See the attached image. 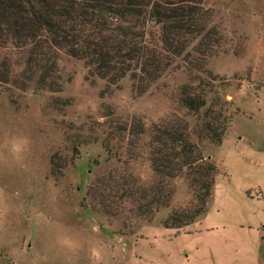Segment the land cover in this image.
<instances>
[{
  "label": "rangeland",
  "instance_id": "1",
  "mask_svg": "<svg viewBox=\"0 0 264 264\" xmlns=\"http://www.w3.org/2000/svg\"><path fill=\"white\" fill-rule=\"evenodd\" d=\"M203 6L221 35L206 67L224 78L220 96L231 117L220 144L201 146L218 175L199 220L165 228L161 220L169 208L163 207L143 231L177 252L172 264H264V0H203ZM4 60L10 78H20L24 53L0 46ZM180 64L175 59L138 96L129 76L109 84L65 53L58 60L59 92L0 82V264H120L124 251L118 249L145 220L95 210L86 190L110 170H126L143 183L154 172L144 155L125 160L126 138L111 142L120 160L107 154L101 145L108 126L103 109L111 106L124 120L136 116L149 127L175 111L171 94L188 81ZM212 98L208 94L206 107ZM91 121H98V140L80 145L73 158L72 141L89 133ZM52 160L58 166L52 168ZM171 183L172 207L191 199L183 178ZM148 241L138 245L143 253Z\"/></svg>",
  "mask_w": 264,
  "mask_h": 264
},
{
  "label": "trees",
  "instance_id": "2",
  "mask_svg": "<svg viewBox=\"0 0 264 264\" xmlns=\"http://www.w3.org/2000/svg\"><path fill=\"white\" fill-rule=\"evenodd\" d=\"M220 42L203 0H0V46L9 44L24 53L18 79H11L8 62L0 61V82L19 89L32 84L59 92L58 60L65 53L109 84L129 76L138 96L180 59L188 81L171 94L176 105L171 114L146 128L139 117L124 120L111 106L103 109L108 124L103 149L120 160L111 142L126 138L125 160L144 155L154 179L143 183L126 170H110L86 190L92 207L114 218L148 221L160 208H169L162 221L169 229H183L205 212L218 175L201 146L203 141L220 144L231 123L220 96L224 78L206 67ZM94 124L98 121L90 122L87 135L72 141L73 158H78L80 145L97 142L100 129ZM51 164L58 166L53 160ZM177 177L186 181L191 199L172 207L171 180Z\"/></svg>",
  "mask_w": 264,
  "mask_h": 264
},
{
  "label": "crops",
  "instance_id": "3",
  "mask_svg": "<svg viewBox=\"0 0 264 264\" xmlns=\"http://www.w3.org/2000/svg\"><path fill=\"white\" fill-rule=\"evenodd\" d=\"M168 212L169 209L167 210V214ZM202 216H199L194 221L199 220ZM164 218L161 220V223ZM152 221L153 218L148 221L145 220L138 226L136 233L132 234V236L128 239L129 241H127V243L122 241V244L125 247L120 246V248L118 249L119 252L121 250L124 251V255L121 257L120 260V264H172L173 259L180 258V256L177 255V252L166 247L167 245L164 243L163 240L155 241V237L153 239H150L151 236L144 233V228L150 225ZM148 239L150 241H148V245H146V247L148 246L147 252L143 253L141 250H139L138 245L141 243L143 246V243L146 242ZM150 255L154 257H149Z\"/></svg>",
  "mask_w": 264,
  "mask_h": 264
},
{
  "label": "clouds",
  "instance_id": "4",
  "mask_svg": "<svg viewBox=\"0 0 264 264\" xmlns=\"http://www.w3.org/2000/svg\"><path fill=\"white\" fill-rule=\"evenodd\" d=\"M29 141L27 138L24 139L23 143L27 144ZM13 151H20V146L19 145H13Z\"/></svg>",
  "mask_w": 264,
  "mask_h": 264
}]
</instances>
